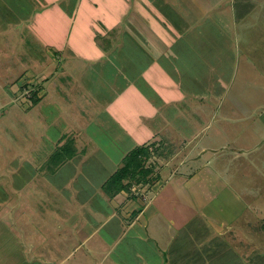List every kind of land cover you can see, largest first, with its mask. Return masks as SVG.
<instances>
[{"label":"rangeland","instance_id":"obj_1","mask_svg":"<svg viewBox=\"0 0 264 264\" xmlns=\"http://www.w3.org/2000/svg\"><path fill=\"white\" fill-rule=\"evenodd\" d=\"M91 1L0 0V262L20 260V232L49 237L91 221L99 234L122 233L125 203L145 202L154 189L132 178L119 205L102 185L163 128L183 157L175 150L147 166L166 177L179 164L175 180L188 194L213 201L238 240L264 245V233L249 230L264 219V0H127L115 20ZM165 2L182 4V14ZM146 78L175 82L203 109L192 120L189 111L150 116L136 87ZM65 145L76 159L54 170ZM146 219L134 230L161 235L162 223ZM151 241L131 243L153 251L167 243Z\"/></svg>","mask_w":264,"mask_h":264},{"label":"crops","instance_id":"obj_2","mask_svg":"<svg viewBox=\"0 0 264 264\" xmlns=\"http://www.w3.org/2000/svg\"><path fill=\"white\" fill-rule=\"evenodd\" d=\"M102 1L92 0L91 2L95 5H97L96 2H101L105 11L104 14L109 12L114 20L127 8V0ZM174 10L175 6L173 7ZM170 27L166 28L170 29ZM176 29L179 31L176 34V40L184 39L182 32L185 28L181 25L180 28L177 26ZM111 44L119 48L123 46L122 42L116 44L113 41ZM107 56L109 60L110 53ZM184 56L182 54L181 59ZM154 63H152V67H155ZM143 80L142 86L137 83L136 87L140 95L146 100L147 111L151 109L150 116L154 117L156 114H161V118L167 119L168 115H176L177 113V115H182L184 119V115H187V111H189V118L192 120L191 112L203 109V102L199 103L196 108L191 103H186L184 94L180 92L179 86H176L173 81L160 83L147 78ZM189 90L191 91V89ZM196 92L198 91L195 90L191 93H194V99L198 101L199 97L200 101L203 100L204 92L202 91L201 95L196 94ZM197 115L195 119L202 116L198 115V117ZM168 132H165L164 128L151 130L149 137L142 140L141 146L148 147L152 153L148 163L156 157H163L164 153H174L175 150L180 151L179 154L182 156L183 150L181 149L183 148L178 145L177 138H171L172 141L162 138L169 133L174 134ZM176 137H178L177 134ZM201 151L203 153L206 149ZM75 159L74 156L68 162L71 164ZM73 164L76 165L77 162ZM178 165L174 167L175 172L168 165L169 171L167 173L171 176L166 177L161 176L157 163L156 167L150 166L153 168V172L150 175L148 185L154 189L152 197L146 198L145 202L134 196L131 197L132 200L128 199L124 205L127 208L120 215L121 217L124 215L123 218L128 222L126 226L124 225L122 233L117 231L113 234L115 235L112 236L114 240H111L112 234L110 233L102 232L99 234L101 226H95L91 224V221L85 222L83 225L76 224V229L73 231L58 230L54 236L49 237L45 234L43 237L38 235L35 238L36 236L20 232L18 244L20 248H23V252H15V254H19L16 259L20 260L6 264H264V245L254 239L250 243L238 240L239 236L236 234L235 223H230V218H227L224 212L220 213L219 207L213 201L203 203L198 198L199 202L195 199V195L188 194L187 188L192 189L189 186L186 187L183 182L175 180V176L178 174ZM180 165L182 166V162ZM124 195L128 196L123 191L111 200L118 201L120 205L118 198L125 199ZM113 216L122 224L123 219H120L118 214H113L110 217ZM229 216L231 217V215ZM145 218L161 222L163 228L159 232L162 234L154 236L150 230L147 232L134 230L140 222L143 224ZM249 230L253 233H264V219L260 225L258 222L253 224L250 221ZM38 238L44 240L43 244L39 242ZM129 238L140 241L149 240V242H152L153 239L161 242V238H164L167 243L163 245V248L158 245L159 248L153 251L149 249V246L133 248L131 240L128 241ZM33 239H37V241L34 243ZM261 241L264 242V236ZM119 243L122 244L120 250L115 251ZM247 255H252V257L248 259ZM0 264L5 263L0 262Z\"/></svg>","mask_w":264,"mask_h":264},{"label":"trees","instance_id":"obj_3","mask_svg":"<svg viewBox=\"0 0 264 264\" xmlns=\"http://www.w3.org/2000/svg\"><path fill=\"white\" fill-rule=\"evenodd\" d=\"M164 6L170 8L171 10L175 6V10H174L175 14L178 15L182 14L179 11V9H181L182 7V4L172 5V4H167L165 2ZM171 10H169L170 14L174 13L172 12L173 10L172 11ZM177 19H174V22H177ZM106 49L107 50L105 51H109L108 48ZM56 156H57V159L55 161L56 168L54 170L60 168L67 161L73 159L75 156V149L72 145H65L60 149L59 153ZM151 156H152L151 151H149L148 147L145 146L138 147L137 149L133 150L132 153L127 154L123 158V164H124L123 167H121L119 170L114 172L111 175V177L102 185V190L104 191V193L109 198H114L123 191L125 192L129 191L130 190L129 180L132 178L140 180L141 182L142 181L148 182L150 175L153 172V168L147 166L146 163Z\"/></svg>","mask_w":264,"mask_h":264}]
</instances>
